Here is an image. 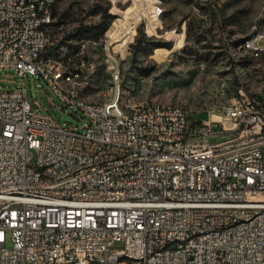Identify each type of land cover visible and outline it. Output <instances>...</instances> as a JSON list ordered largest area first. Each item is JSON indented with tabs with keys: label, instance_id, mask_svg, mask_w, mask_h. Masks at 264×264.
<instances>
[{
	"label": "built area",
	"instance_id": "obj_1",
	"mask_svg": "<svg viewBox=\"0 0 264 264\" xmlns=\"http://www.w3.org/2000/svg\"><path fill=\"white\" fill-rule=\"evenodd\" d=\"M109 1L112 9L128 1L113 38L100 39L119 81L108 42L135 41L157 8L155 0ZM32 3L47 14H33ZM56 4L0 0V69L23 77L22 87L0 90V264H264L263 93H241L219 117L201 121L185 107L169 112L148 102L126 111L116 107L118 95L115 105H84L82 85L61 96L55 73L32 63L42 53L55 65L47 50L58 37L44 19ZM242 46L264 58V29L255 27ZM30 74L88 122L60 124L36 108L26 92Z\"/></svg>",
	"mask_w": 264,
	"mask_h": 264
},
{
	"label": "rangeland",
	"instance_id": "obj_2",
	"mask_svg": "<svg viewBox=\"0 0 264 264\" xmlns=\"http://www.w3.org/2000/svg\"><path fill=\"white\" fill-rule=\"evenodd\" d=\"M155 7L156 17L151 24L143 22L138 33L151 41L146 50L136 52L135 41L122 38L107 44L112 60L119 63L118 81V69L102 51L100 39L113 38L111 30L122 21L128 1H117L112 9L109 0H57L52 24L53 37L60 41L56 52L63 46L59 57L70 69L85 63L84 71L75 77V86L82 85L79 95L110 103L118 95V108L135 101L177 105L198 121L208 114L217 117L221 105L241 93L264 95V63L249 58L240 48L255 27L264 26V0H155ZM106 9L111 20L104 17ZM100 23H108V29L103 31ZM59 26L64 31L61 39ZM154 28H159L157 33ZM84 39L85 52L78 54ZM22 85L23 77L16 69H0V90ZM26 92L36 108L51 113L60 124L81 127L88 122L80 108L61 106L41 76L29 75ZM226 138L224 133L209 140Z\"/></svg>",
	"mask_w": 264,
	"mask_h": 264
},
{
	"label": "bare ground",
	"instance_id": "obj_3",
	"mask_svg": "<svg viewBox=\"0 0 264 264\" xmlns=\"http://www.w3.org/2000/svg\"><path fill=\"white\" fill-rule=\"evenodd\" d=\"M32 13L33 14H47V7L41 6V3H32ZM54 23V16L51 19H44V26H52ZM264 29V26L257 28ZM245 39H251L250 35ZM240 48L245 51V54L248 55L249 58L255 59L257 61H261L264 63V58H258V52H250V49L246 46L240 45ZM55 56V65H48V60H43L42 53H34L32 56L33 66H39L40 74H49L50 72L55 73V85H56V93L61 96H69L72 95V89H76L75 86V77L70 76V68L66 66L63 62V59L59 56ZM79 101H82L84 105L96 104V101L87 100L81 95L78 94ZM130 101V100H129ZM141 102L147 101H135L130 102L129 105L121 106V108L125 107L126 111H137ZM97 103H105V105H115V102H99ZM148 105L153 108H165L166 111L169 112H180L181 106L177 105H169V104H160L156 102H148ZM116 107L118 108L117 104ZM216 116V115H215ZM219 117V114L217 115ZM98 264H109V262H98Z\"/></svg>",
	"mask_w": 264,
	"mask_h": 264
},
{
	"label": "trees",
	"instance_id": "obj_4",
	"mask_svg": "<svg viewBox=\"0 0 264 264\" xmlns=\"http://www.w3.org/2000/svg\"><path fill=\"white\" fill-rule=\"evenodd\" d=\"M104 17H105V19L106 18H110V20H111V18H112V14L111 13H108V10L106 9L105 10V13H104ZM109 20V21H110ZM100 24H102V30L104 31V30H107L108 28H107V26H108V23L106 24V23H100ZM110 25V24H109ZM107 28V29H106ZM88 29H91V28H87V30ZM98 37V36H97ZM59 42L60 41H57V45H54V46H51L48 50H47V52L49 53V54H54V55H56V56H61L59 53H62L60 50H63V46H60L59 48H60V50H58V52H56V47H58L59 46ZM150 42L151 41H147V38L142 34L141 36H138L137 38H136V40H135V44H133L132 45V47L135 49V51L137 52V51H144V50H146V46L148 45V44H150ZM76 52H78V51H76ZM64 59V58H63Z\"/></svg>",
	"mask_w": 264,
	"mask_h": 264
}]
</instances>
